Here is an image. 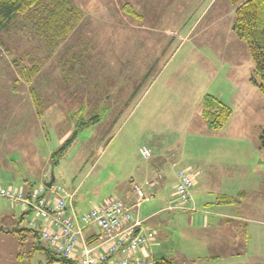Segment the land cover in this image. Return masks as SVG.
I'll use <instances>...</instances> for the list:
<instances>
[{
  "label": "rangeland",
  "instance_id": "1",
  "mask_svg": "<svg viewBox=\"0 0 264 264\" xmlns=\"http://www.w3.org/2000/svg\"><path fill=\"white\" fill-rule=\"evenodd\" d=\"M69 1L83 16L56 47L37 32L44 29L48 2L40 13L18 16L0 31V187L39 185L43 175L54 174L62 186H80L76 209L84 212L113 196L125 200L136 183L144 185L142 171L151 157L141 155L143 146L169 163H196L203 159L202 144L213 146L208 142L215 143L220 133L223 158L231 162L235 154L249 172L230 166L218 186L223 192L248 191L264 129V94L251 81L255 63L233 29L231 0H126L120 9L115 2L122 0ZM118 10L133 21L145 15V28L116 27ZM32 66L39 71L27 82L23 68ZM206 94L233 109L222 130H210L201 115ZM259 158L264 169V155ZM173 183L164 181L163 190L133 213L141 218L155 214L145 229L165 232L155 248L159 261L170 256L174 264H213L202 237L192 235L190 214L168 207ZM145 190L157 191L148 185ZM247 200L264 204V189L246 194ZM192 206V213L203 211L194 197ZM20 209L0 200V264H48L47 242L38 243L46 251L35 252L30 241L35 233L27 231V222L1 217L6 212L19 216ZM259 219L249 223L254 227ZM259 257L257 264H264Z\"/></svg>",
  "mask_w": 264,
  "mask_h": 264
},
{
  "label": "built area",
  "instance_id": "2",
  "mask_svg": "<svg viewBox=\"0 0 264 264\" xmlns=\"http://www.w3.org/2000/svg\"><path fill=\"white\" fill-rule=\"evenodd\" d=\"M140 153L146 159L152 157L147 146ZM177 176L169 208L195 211L191 193L195 174L182 169ZM156 183L152 181L150 185ZM134 193L132 204L113 196L84 212L76 209L75 193L56 182L51 187L41 183L29 192L12 185L0 187V200L7 199L23 211H31L26 222L39 231L41 239L57 255L53 264H157L154 258L139 255L156 236L155 231L145 229L144 220L133 214V208H140L152 196L138 183Z\"/></svg>",
  "mask_w": 264,
  "mask_h": 264
},
{
  "label": "crops",
  "instance_id": "3",
  "mask_svg": "<svg viewBox=\"0 0 264 264\" xmlns=\"http://www.w3.org/2000/svg\"><path fill=\"white\" fill-rule=\"evenodd\" d=\"M125 1L126 0H122V2L120 3L119 1H116L115 6L120 9V6L124 4ZM118 13L120 14L119 17L121 21H119L117 25H115L116 27L123 28V25L128 26V24H132V26H134L133 28L137 30H142L145 28L146 25L143 23L144 20H146L145 15H137V21H133L130 19V15H128L127 17L123 13V11L118 10ZM137 36L138 37L136 38V41H139V33L137 34ZM13 128L16 127L13 126ZM196 132H199V130ZM216 139L217 141L215 143L208 142L213 146H207V143L202 144L203 159L202 161L197 160L196 163H194V160L189 159H181L177 163H169L165 160V158L161 157L160 154H155L151 157L149 163L144 167L143 171L141 170L142 174L146 176V181L144 182V185H141L144 187V189L145 185H148L152 189L157 190L155 192L156 194H149L152 196L151 198H153L155 195L160 193V190H163L164 181H166L167 179H172L174 183L172 187V192L169 197L171 196L174 198L175 187L178 181V171L184 168L186 170L192 171L196 176V184L192 187L191 193L194 197L197 206L203 209V211L199 213H192L195 211L189 209L182 210L190 214L188 215V219L190 221V225L192 226V235H194L197 239H200L202 237L201 241L203 249L207 252L205 255L206 258L208 256V258L213 262V264H242L241 262H243V264H257L259 254V259L264 260V247L261 248L262 241H264V221H260L261 219H259V217L262 218L261 216H264V204L262 203V201H260L257 205H255L254 202L249 203L248 200L246 201V194L248 196V193L264 189V169L262 166L263 160L259 158V156L261 157L264 155V148L257 146L259 153L257 156V161L253 165V169L255 172L253 174H255V176L253 175L252 185L248 189V191L250 192L247 191V187H245L246 190L244 188H241L237 189V191L223 192V190L219 188L218 182L226 174L230 166L236 167L234 170H237L238 168L241 173H244V171L248 173L249 169L245 170L243 166H240L242 162L241 164L238 162L235 154L233 155L234 161H226L223 156H227V153L222 154V152L220 151L221 149H226V145L224 144L225 141L222 134H217ZM210 149L212 151H210ZM256 169L260 170L259 173H257ZM196 170L200 172L199 176L197 175ZM2 176L3 174L1 175V177ZM13 177L15 176L13 175ZM43 178L45 180V183L46 181L50 180L51 176L47 179L43 175ZM152 181L158 183H156V185L154 186H151L150 183ZM31 186H34V183L28 184L24 182L20 184L19 187H23L25 190H28ZM67 189L75 193L74 201L75 206L77 208L78 193L80 190V186L75 188L68 187ZM132 194V192H127V194L125 195V200H129V197H132ZM221 195L230 196L231 198H233L232 202L221 203L219 201V197ZM133 196L135 198V193L133 194ZM169 197L167 198L169 199ZM202 202L204 203L201 204ZM16 206L19 205H12L10 203L11 208H14ZM140 208H133V212L136 210V212L138 213ZM6 213H3L1 217L10 218L13 221H17L21 218L23 211L22 209H20V214H18L19 216H16L17 213L15 214L13 212L11 214ZM256 215L259 217H255ZM154 216L155 214H152L146 218H141L139 216H135V218L144 220V227L146 228V226H148L146 224L147 220L153 219ZM253 218L259 219L258 224H256V226L254 227H252L249 223L250 220H254ZM148 230L155 231L156 236L148 243L143 252L139 253V255L145 254L149 257L154 258L157 262V260L159 261V259L156 257L155 248L160 246L161 237L165 232H158L151 227H149ZM30 241L33 245L35 252H39L40 246L43 245H39L38 243L39 241L43 240L39 237L37 238L34 236ZM253 242H255V244L251 248L249 245ZM241 244L243 246V249H240L239 247ZM168 257L169 259H172L170 256ZM39 262L40 261H38V264Z\"/></svg>",
  "mask_w": 264,
  "mask_h": 264
},
{
  "label": "trees",
  "instance_id": "4",
  "mask_svg": "<svg viewBox=\"0 0 264 264\" xmlns=\"http://www.w3.org/2000/svg\"><path fill=\"white\" fill-rule=\"evenodd\" d=\"M46 2L51 6L43 8L46 9L48 15L45 18L44 29L40 28L37 32L50 40L51 46L56 47L58 41L64 40L76 29L83 16L82 12L69 0H0V31L8 30L18 16L32 14L34 11L40 13V9ZM231 2L236 6L233 29L241 39L246 41L255 63V75L251 81L264 94V0H231ZM55 49L52 48V50ZM38 71L36 66L24 67L23 76L27 82H30ZM31 94L35 107L40 113L41 102L35 88L31 89ZM232 113L233 109L220 98L211 94L204 96L201 115L210 129H223L229 122ZM260 144L264 148V129L260 134ZM36 186L38 185L31 186L27 191H31ZM219 198L221 203L232 202L233 199L227 195H221ZM29 216H31V211H23L20 219L26 221ZM2 230L9 233L21 231L16 227L12 229L2 227ZM27 231H33L37 238H41L38 230L29 227ZM47 249L40 246V250L46 251ZM48 253L50 255L48 264H53L58 257L51 248ZM157 264H174V262L169 258H163L162 261L157 260Z\"/></svg>",
  "mask_w": 264,
  "mask_h": 264
},
{
  "label": "water",
  "instance_id": "5",
  "mask_svg": "<svg viewBox=\"0 0 264 264\" xmlns=\"http://www.w3.org/2000/svg\"><path fill=\"white\" fill-rule=\"evenodd\" d=\"M55 180H56L55 175L52 174L50 180L45 182V185H46L47 187H51L52 184L55 182Z\"/></svg>",
  "mask_w": 264,
  "mask_h": 264
}]
</instances>
